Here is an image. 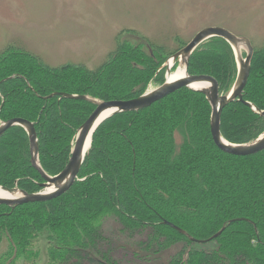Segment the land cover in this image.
<instances>
[{"label": "trees", "instance_id": "16d2710c", "mask_svg": "<svg viewBox=\"0 0 264 264\" xmlns=\"http://www.w3.org/2000/svg\"><path fill=\"white\" fill-rule=\"evenodd\" d=\"M254 50L243 99L264 110V49ZM168 55L150 42H124L98 69L53 68L14 45L0 52V122H33L41 166L58 175L95 108L62 94L134 99L151 83H164ZM237 71L232 47L219 37L202 43L188 66L190 75L216 78L224 94ZM211 113L202 92L181 88L148 108L106 119L69 191L45 202L0 205L6 260L34 254L44 238L53 264L72 256L74 264H147L151 258L164 264L163 252L181 242L167 264H264V150L249 156L220 150ZM263 132L264 116L243 102L224 108L221 133L229 143H250ZM43 182L31 164L28 133L20 125L8 129L0 138V186L36 193ZM111 218L114 226L107 224Z\"/></svg>", "mask_w": 264, "mask_h": 264}, {"label": "rangeland", "instance_id": "374dc122", "mask_svg": "<svg viewBox=\"0 0 264 264\" xmlns=\"http://www.w3.org/2000/svg\"><path fill=\"white\" fill-rule=\"evenodd\" d=\"M206 27H223L247 37L260 51L264 49V0H0V52L19 45L53 68L98 69L124 42L137 45L146 41L165 56L174 54ZM158 86L151 83L147 91ZM177 139L180 144L179 134ZM107 224L114 226V219ZM183 244L163 252V263ZM8 248L4 238L1 264L54 262L44 238L37 242L34 254L13 262L6 260ZM75 260L72 256L66 264ZM159 262L147 259V264Z\"/></svg>", "mask_w": 264, "mask_h": 264}, {"label": "water", "instance_id": "95a60500", "mask_svg": "<svg viewBox=\"0 0 264 264\" xmlns=\"http://www.w3.org/2000/svg\"><path fill=\"white\" fill-rule=\"evenodd\" d=\"M219 37L226 40L232 47L237 62V77L231 91L224 94L221 91L219 81L210 75H190L188 73L189 60L195 50L205 41ZM254 47L247 37L237 36L223 27H206L200 30L183 48L169 56L161 68L166 70L165 81L157 88L146 91L139 97L130 100L105 101L86 95H74L63 93L62 96L69 99L84 100L92 103L95 108L87 120L77 130L71 157L65 168L58 175H48L41 166L39 158V142L35 124L25 119L13 118L0 122V138L10 128L20 125L29 136L31 164L36 169L44 182L42 190L36 193H28L18 187L6 188L0 186L2 193L9 196H0V205L17 207L26 203L45 202L52 200L71 189L78 179L79 172L92 145L93 134L96 129L108 118L115 114L139 111L150 107L155 102L167 97L171 93L181 89L190 88L202 92L210 106L211 119L210 129L213 141L220 150L225 153L239 156H249L264 150V132L253 142L246 144H232L224 139L221 133V119L224 108L231 102L237 100L249 106L254 113L264 116V110L259 109L253 103L243 99V92L247 86L251 73V62L254 55ZM244 52L246 55H244ZM152 53V52H151ZM185 70V76L170 80L174 66ZM184 234L177 226L166 222ZM224 228L213 238L222 234Z\"/></svg>", "mask_w": 264, "mask_h": 264}, {"label": "bare ground", "instance_id": "6f19581e", "mask_svg": "<svg viewBox=\"0 0 264 264\" xmlns=\"http://www.w3.org/2000/svg\"><path fill=\"white\" fill-rule=\"evenodd\" d=\"M183 76H185V70L180 67V68H177V70L171 74L170 80H174V79H177V78H181ZM0 196H9V194L2 193L0 191Z\"/></svg>", "mask_w": 264, "mask_h": 264}]
</instances>
